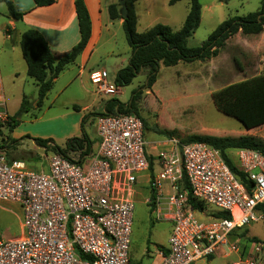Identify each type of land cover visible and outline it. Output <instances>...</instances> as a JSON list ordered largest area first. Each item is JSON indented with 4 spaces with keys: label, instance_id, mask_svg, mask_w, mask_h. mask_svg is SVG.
Listing matches in <instances>:
<instances>
[{
    "label": "built area",
    "instance_id": "2783aa9c",
    "mask_svg": "<svg viewBox=\"0 0 264 264\" xmlns=\"http://www.w3.org/2000/svg\"><path fill=\"white\" fill-rule=\"evenodd\" d=\"M88 78L98 95L118 93L105 71ZM10 118L0 78V124ZM87 123L95 128V147L78 160L49 152L47 172L10 161L0 146V210L14 204L21 214L20 236L0 238V264H130L135 197L144 188L155 221L171 224L167 245L155 251L156 264H194L228 252L239 259L233 264H264V243L241 244L236 232L262 217L263 155L234 151L248 188L207 144L171 140L157 157L158 169L150 170L140 118L98 115ZM188 194L206 210L216 209L211 215L229 218H197Z\"/></svg>",
    "mask_w": 264,
    "mask_h": 264
},
{
    "label": "rangeland",
    "instance_id": "374dc122",
    "mask_svg": "<svg viewBox=\"0 0 264 264\" xmlns=\"http://www.w3.org/2000/svg\"><path fill=\"white\" fill-rule=\"evenodd\" d=\"M198 1L201 6L200 22L187 40V46L190 48L200 46L225 19L254 13L260 6V0ZM188 10V0H182L174 5H169L168 0H153L150 4L149 15L140 11L137 32L142 33L156 24L166 25L172 31H178L184 23ZM6 13V6L0 3V28L7 24V20L3 18ZM24 28V23L18 22L15 26L16 33ZM11 32L10 28L4 33L0 30V45L3 36L8 37ZM105 46L98 50L89 65L93 67L91 72L105 71L108 81L112 82L116 67L122 65L124 61L127 63L131 51L122 29H117L114 39ZM6 52H10L11 55H4ZM0 66L6 108L11 118L19 109L23 98L32 106L27 113L21 116L20 124L11 132L6 123L0 124V146L6 149L10 160L21 161L28 169H39L40 163L42 161L46 163L51 153L37 150L32 139L49 138L58 146H63L67 140L59 133L61 125L65 123V114L73 113L69 98L75 99L82 96L81 90L77 88L80 83L79 78L69 88L65 90L62 88L73 77L77 69L74 66L70 68L73 69L71 72H62L49 94L44 98L42 105L36 107L37 87L35 82L24 74L26 65L20 46L11 52L8 44L5 43L3 50L0 48ZM13 70L19 73V76L13 77ZM147 75L148 69H143L129 86L119 88L115 96H101L105 100L114 98L126 103L130 100L131 93L138 90L137 114L145 123L146 151L153 155L149 157L155 170L158 169L157 157L169 150L171 140L177 141L179 145H185V141L194 136H251L264 143V125L247 130L240 122L218 112L211 100L214 92L229 84L264 75V27L257 35H243L239 32L232 36L214 58L201 62H179L173 67L160 65L156 81L149 89L145 87ZM88 84L91 90L95 88L90 82ZM92 99L93 97H90L88 102ZM94 99L99 100L100 97L96 96ZM100 109V105L94 107L90 115L101 113ZM71 116L72 118L68 117L66 125L75 126L77 116L75 114ZM74 126H72L73 131L67 133L69 138L79 136V130H75ZM84 129L90 138H95V128L92 124L85 123ZM154 129L164 131L166 134L155 133ZM26 136L30 139H26ZM10 139L22 140L11 144ZM228 156L236 161L234 151L228 152ZM70 158L78 160L79 153L70 154ZM148 196L149 190L144 188L139 190L135 197L128 253L131 264H156L155 251L167 245L170 234V223L155 221L153 215L150 214L149 207L144 203V199ZM215 211L214 208L205 209L197 215V218L207 220ZM260 213L262 214L260 220L236 231L241 244L253 238L263 241L264 211ZM20 217L21 214L16 205H3L0 210L1 239L20 236ZM238 260L236 255L228 252L227 256H214L194 264H233Z\"/></svg>",
    "mask_w": 264,
    "mask_h": 264
},
{
    "label": "trees",
    "instance_id": "16d2710c",
    "mask_svg": "<svg viewBox=\"0 0 264 264\" xmlns=\"http://www.w3.org/2000/svg\"><path fill=\"white\" fill-rule=\"evenodd\" d=\"M32 1L35 8L47 7L55 3V0ZM138 1L141 0H125L128 10V15L125 19H122L119 15V4L108 7V15L111 20L122 19V31L131 51L127 65L115 73L112 81L120 89L129 86L143 69H148L145 87L149 89L156 81L160 65L173 67L178 62L192 63L214 58L232 36L239 32L243 35H257L262 32L264 27V0H260V6L256 12L225 19L200 46L190 48L187 46V40L194 33L200 22L201 6L198 0H188L189 10L182 27L178 31H172L166 25L156 24L142 33L136 31L137 22L134 4ZM180 1L182 0H169V5ZM0 3L6 6L9 18L15 21L22 20L24 13L17 11L10 0H0ZM74 10L80 40L68 54L57 61L53 59L47 43L39 32L34 29H28L20 36L19 46L26 65V75L35 82L37 87L36 107L42 105L44 98L52 89L54 80L68 66L75 63L89 41L91 24L83 0H74ZM138 96V90H134L131 93L130 100L126 103L111 98L105 103L103 112L95 115H84L80 121V136L67 139L63 146L56 145L51 139L40 138L32 139L33 144L36 147L45 149V152L59 154L69 160H71L70 154L72 153H79L81 157L87 155L95 142L90 139L85 131V123L98 115L128 114L139 118L136 106ZM211 100L218 112L240 122L247 130L264 125V75L253 76L249 79L229 84L214 92L211 95ZM30 108H32L30 103L23 98L15 115L6 123L9 132L20 124L21 116L27 113ZM73 109L77 111V107H73ZM141 121L143 127H145L144 121L142 119ZM154 132L161 135L166 134V132L158 129H154ZM25 138L30 139L27 136ZM10 140L11 144H16L22 139ZM197 142L207 144L219 151L233 174L250 188V184L246 182L243 174L237 171L235 163L228 156V152L251 150L264 156V143L260 139L251 136H194L185 141V144ZM149 163L151 170V160H149ZM188 204L198 214L205 210L203 204L193 199L189 194ZM258 209L264 211V205ZM211 216L229 218V215L225 213H217ZM250 242L260 241L255 238L245 241V243ZM262 242L264 243V239Z\"/></svg>",
    "mask_w": 264,
    "mask_h": 264
},
{
    "label": "crops",
    "instance_id": "0c3cea01",
    "mask_svg": "<svg viewBox=\"0 0 264 264\" xmlns=\"http://www.w3.org/2000/svg\"><path fill=\"white\" fill-rule=\"evenodd\" d=\"M10 1L12 2L16 10H18L21 13H24V15L22 17V20L20 21L12 20L7 16V13L3 17L7 20V24H5V26H2L0 28L1 32L4 33L8 28H10L12 32L8 35V37L3 36L2 43L0 45L1 50H3L5 43L8 44V47L10 48L11 52L15 48L17 49V47L19 46L21 34L28 29H34L40 33L42 38L47 43L48 48L55 61L61 59L66 54H68L71 51V49L79 42L80 36L78 32V24L74 10V0H55V3L50 6L38 7V8L34 7L32 0H10ZM83 2L86 6L90 18L91 35L86 47L84 48L82 53L78 56L75 63L68 66L63 71V72L65 71L71 72L73 69L71 70L70 68H74V66L77 69L75 74H73V77L63 85L62 90L69 88L73 84V82H75L76 79L79 78L80 83L78 84L77 88L82 92L81 94L82 96L79 98H75V99L69 98L71 99V101L69 100L70 101L69 103L70 105H72L71 106L72 109L73 107H77V111L73 109V113L71 112L65 114L64 117L65 123L61 125V130H60L61 132L59 133V135H63L65 139H69L67 133L73 131L72 126L74 125L72 124L66 125L68 117L72 118L71 114H75L77 116L76 124L74 128L75 130H79V136H80L81 118L84 115L93 112L94 107H97L99 105L101 108L100 109L101 112H103L105 103L108 100H105L102 98L101 95H98L96 93L95 88L91 90V87L88 84L89 82L88 76L93 67H91L89 63L92 60L93 56L96 55L98 50H100L105 45L107 46L111 43V41L114 39V37L117 34V29H122V19L111 20L108 15V7L110 5H118L119 0H83ZM152 2L153 0H141L134 4L136 22L138 21L139 14L141 12H145V15H149L150 4ZM18 22L24 23L25 28L21 32L16 33L15 26ZM151 27H148V29ZM136 31H137V23H136ZM5 54L11 55L10 52H6L4 53V55ZM108 55H110V53H108ZM127 63L124 61L122 65L117 66L114 72V76L115 73L119 69L126 66ZM24 74H26V66L24 67ZM12 76L13 77L19 76V73L13 70ZM58 77L54 80L53 85L56 83ZM0 78H1V66H0ZM1 86H2V82H1ZM92 87L94 86L92 85ZM2 90H3V86H2ZM96 96L97 97L99 96L100 99L99 100L94 99V97L96 98ZM90 97H93V99L90 102H88ZM36 149L42 151V148L40 147H36ZM42 152L44 153V151ZM148 155L153 156L149 153ZM40 167L39 169L36 170H42L47 172V161L46 163L42 161L40 163Z\"/></svg>",
    "mask_w": 264,
    "mask_h": 264
},
{
    "label": "water",
    "instance_id": "95a60500",
    "mask_svg": "<svg viewBox=\"0 0 264 264\" xmlns=\"http://www.w3.org/2000/svg\"><path fill=\"white\" fill-rule=\"evenodd\" d=\"M119 5H120L119 15L122 19H125L128 15V10L125 5V0H120Z\"/></svg>",
    "mask_w": 264,
    "mask_h": 264
}]
</instances>
